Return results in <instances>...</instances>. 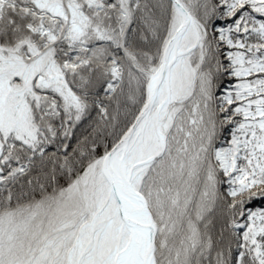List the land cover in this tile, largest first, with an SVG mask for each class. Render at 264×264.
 Segmentation results:
<instances>
[{"label":"snow or ice","instance_id":"snow-or-ice-1","mask_svg":"<svg viewBox=\"0 0 264 264\" xmlns=\"http://www.w3.org/2000/svg\"><path fill=\"white\" fill-rule=\"evenodd\" d=\"M0 264H264V0H0Z\"/></svg>","mask_w":264,"mask_h":264}]
</instances>
